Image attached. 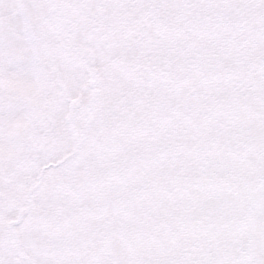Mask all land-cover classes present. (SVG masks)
<instances>
[{
    "label": "snow or ice",
    "instance_id": "6c2138e0",
    "mask_svg": "<svg viewBox=\"0 0 264 264\" xmlns=\"http://www.w3.org/2000/svg\"><path fill=\"white\" fill-rule=\"evenodd\" d=\"M0 264H264V0H0Z\"/></svg>",
    "mask_w": 264,
    "mask_h": 264
}]
</instances>
